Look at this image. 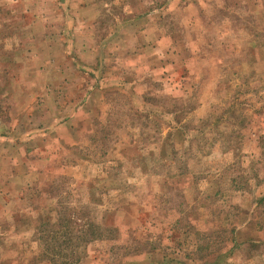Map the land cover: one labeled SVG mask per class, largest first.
<instances>
[{"label": "rangeland", "instance_id": "1", "mask_svg": "<svg viewBox=\"0 0 264 264\" xmlns=\"http://www.w3.org/2000/svg\"><path fill=\"white\" fill-rule=\"evenodd\" d=\"M0 264H264V0H0Z\"/></svg>", "mask_w": 264, "mask_h": 264}]
</instances>
